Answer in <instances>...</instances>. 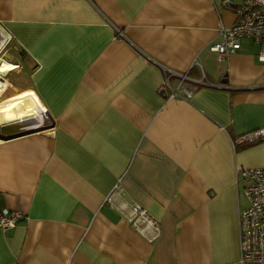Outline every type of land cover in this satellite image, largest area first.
I'll return each instance as SVG.
<instances>
[{
    "label": "crops",
    "instance_id": "crops-1",
    "mask_svg": "<svg viewBox=\"0 0 264 264\" xmlns=\"http://www.w3.org/2000/svg\"><path fill=\"white\" fill-rule=\"evenodd\" d=\"M234 19L221 0H0V50L24 56L0 76V120L24 118L0 129V208L23 214L0 264H240L237 170L264 140H234L264 126V60L246 37L209 50ZM169 71L189 98L162 93Z\"/></svg>",
    "mask_w": 264,
    "mask_h": 264
},
{
    "label": "built area",
    "instance_id": "built-area-1",
    "mask_svg": "<svg viewBox=\"0 0 264 264\" xmlns=\"http://www.w3.org/2000/svg\"><path fill=\"white\" fill-rule=\"evenodd\" d=\"M221 3L234 9L235 19L229 26H220L219 39L209 46V50L221 58L234 53L240 47L239 39L246 37L261 46L258 58L264 60V0H242L238 5H233L230 0H221ZM174 74L172 71L165 74L162 93L167 98H189L192 91L183 82L184 75L180 76L176 86L170 84L169 77ZM259 140H264V126L238 136L234 143ZM237 179L247 200V206L238 214L240 264H264V166L241 168L237 170ZM120 190V184L116 182L106 200ZM22 217L19 210L0 208V229L14 228ZM129 218L133 224L149 222L146 210L137 203L130 205Z\"/></svg>",
    "mask_w": 264,
    "mask_h": 264
},
{
    "label": "rangeland",
    "instance_id": "rangeland-1",
    "mask_svg": "<svg viewBox=\"0 0 264 264\" xmlns=\"http://www.w3.org/2000/svg\"><path fill=\"white\" fill-rule=\"evenodd\" d=\"M0 57L8 61L14 62L16 64V68H15V71H17L16 73H19V71L22 70V67L19 65L22 63L24 56L20 48L12 40L8 41L3 45V47L0 50ZM16 73L14 72L8 73L5 77L9 81L15 82L17 80ZM48 119L51 124L50 118ZM46 128H51V125L46 126Z\"/></svg>",
    "mask_w": 264,
    "mask_h": 264
},
{
    "label": "bare ground",
    "instance_id": "bare-ground-1",
    "mask_svg": "<svg viewBox=\"0 0 264 264\" xmlns=\"http://www.w3.org/2000/svg\"><path fill=\"white\" fill-rule=\"evenodd\" d=\"M1 34H2V30L0 29V45H1ZM11 66H12V62L0 57V76H5L9 71V69L11 68Z\"/></svg>",
    "mask_w": 264,
    "mask_h": 264
},
{
    "label": "water",
    "instance_id": "water-1",
    "mask_svg": "<svg viewBox=\"0 0 264 264\" xmlns=\"http://www.w3.org/2000/svg\"><path fill=\"white\" fill-rule=\"evenodd\" d=\"M44 113L47 114L46 110H45ZM21 119L22 120H19V119H12V120H4V119H1L0 120V129L5 128V127H8L10 124L18 123V121H24V118H21ZM3 137H6V136H4V135H1L0 136V138H3Z\"/></svg>",
    "mask_w": 264,
    "mask_h": 264
}]
</instances>
